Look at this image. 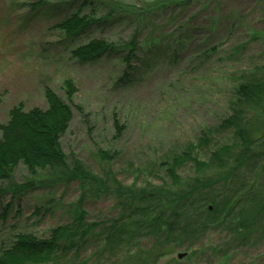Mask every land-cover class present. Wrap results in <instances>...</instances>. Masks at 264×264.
<instances>
[{"label":"rangeland","instance_id":"1","mask_svg":"<svg viewBox=\"0 0 264 264\" xmlns=\"http://www.w3.org/2000/svg\"><path fill=\"white\" fill-rule=\"evenodd\" d=\"M118 1L131 7L129 12L98 19L68 37L57 24L74 13L101 18L112 0L86 7L71 0H0V125L9 120L14 106L46 108L45 90L51 88L72 109L69 127L60 137L67 155L73 152L97 175L116 176L126 184L170 182L166 168L188 144L194 145L195 156L206 158L212 148L233 140L231 132H213L208 148L198 146L204 132L231 111L242 73L262 75L264 0ZM134 34L137 49L130 61L138 67L128 77L122 57L82 63L71 56L74 47L92 38L121 43ZM158 43L167 53L146 68L141 60ZM193 171L191 163L177 169L182 177ZM12 176L21 184L44 175L34 177L19 163ZM80 193L75 183L1 193L0 251L20 232L48 236L52 227L68 220L63 208ZM95 197L85 203L87 220L115 215L111 197ZM195 247L203 249L194 255L193 249L177 247L155 264H264V239L239 247L226 231L217 229ZM94 250L86 246L79 257L105 264L94 259ZM180 252L187 253L179 258ZM74 254L42 264H72Z\"/></svg>","mask_w":264,"mask_h":264},{"label":"trees","instance_id":"2","mask_svg":"<svg viewBox=\"0 0 264 264\" xmlns=\"http://www.w3.org/2000/svg\"><path fill=\"white\" fill-rule=\"evenodd\" d=\"M71 1L86 7L105 0ZM107 7L109 11L101 18L74 13L57 25L68 37H74L98 19L108 20L116 12L131 9L118 0ZM136 49V34L121 43L92 38L74 47L71 56L82 63L103 56L122 57L128 67L124 77H128L130 70L138 67L131 66L130 61ZM167 50L158 43L140 64L152 67ZM261 74L242 73L243 80L234 86L231 111L216 127L204 132L198 146L208 148L213 132H231L233 140L218 144L206 158L195 156L194 145L188 144L185 151L172 157L166 168L170 182L162 184H126L110 175L107 179L75 153L67 155L60 137L69 127L72 109L51 88L45 90L46 108L12 107L9 120L0 125V194H19L39 185L51 190L72 183L81 193L76 201L64 206L68 218L65 223L52 227L46 237L18 233L0 251V264H42L71 251L75 253L72 264H91V257L81 259L78 254L90 245L95 249L94 259L105 264H155L181 246L193 249L191 254L195 255L203 249L195 246L211 230L226 231L239 247L264 239V66ZM69 87L73 90L71 84ZM19 163L32 176L43 174V178L17 184L12 172ZM185 163H191L194 171L182 177L177 169ZM100 193L112 198L115 215L89 221L85 203Z\"/></svg>","mask_w":264,"mask_h":264},{"label":"water","instance_id":"3","mask_svg":"<svg viewBox=\"0 0 264 264\" xmlns=\"http://www.w3.org/2000/svg\"><path fill=\"white\" fill-rule=\"evenodd\" d=\"M185 254H186V252H180V253H178V257L181 258V257H183Z\"/></svg>","mask_w":264,"mask_h":264}]
</instances>
